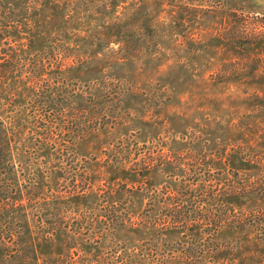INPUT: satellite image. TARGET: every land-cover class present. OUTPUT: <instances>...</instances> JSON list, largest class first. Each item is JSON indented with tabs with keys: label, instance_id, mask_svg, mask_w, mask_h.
<instances>
[{
	"label": "rangeland",
	"instance_id": "obj_1",
	"mask_svg": "<svg viewBox=\"0 0 264 264\" xmlns=\"http://www.w3.org/2000/svg\"><path fill=\"white\" fill-rule=\"evenodd\" d=\"M233 13L243 14L252 27L264 31V0H31L29 4L0 0V30L11 32L3 33L0 40V63L4 55L23 49L30 61L22 64L43 59L41 64L55 78L60 75L61 84L78 101L74 108H78L83 129L75 159L92 185L81 204L68 200L63 208L62 221L73 230L55 232L53 221L39 220L40 215L51 219L49 210L55 209L49 208L50 202L43 204L40 213L31 209L29 224L16 220L13 232L0 228V238L4 235L0 262L16 264L14 256L22 250H30L29 260L36 257L37 264H106L125 247L127 253L142 255L155 249L151 232L137 225L148 194L182 180L200 183L208 180L205 173L212 175L209 183L213 180L225 187L231 168L219 164L228 154L257 160L264 152L258 145L261 134L256 125L264 118V67L252 75L249 72L255 65L247 64L264 55V49L246 53L228 41L232 20L237 22ZM115 23L127 24L123 30L127 47L101 36L104 26ZM22 28L31 39L28 51V46L16 42ZM30 72L23 79L32 77ZM17 75L11 77L13 82ZM12 94L0 98V120H32V103L18 96L20 91ZM118 152L125 154L118 155L125 162L146 156L152 164L150 172L146 177L134 176L130 164L118 169L113 161ZM167 160L183 165L166 170L160 164ZM213 161L218 169L210 170ZM263 164L236 162L232 169L253 181L260 177ZM113 183L132 189V224L116 232V240L111 232L75 230L80 216L96 208L101 190ZM28 192L33 194L32 189ZM40 193L51 202L57 195L45 188ZM229 202L247 208L261 204L249 198ZM103 235L107 240L101 241ZM177 236H186L188 242L191 238L190 233ZM238 236L226 233L221 239ZM176 244L166 249L182 248ZM186 262L218 263L209 258Z\"/></svg>",
	"mask_w": 264,
	"mask_h": 264
},
{
	"label": "trees",
	"instance_id": "obj_2",
	"mask_svg": "<svg viewBox=\"0 0 264 264\" xmlns=\"http://www.w3.org/2000/svg\"><path fill=\"white\" fill-rule=\"evenodd\" d=\"M23 1L29 4L31 0ZM232 16L237 22L233 24L231 18L232 26L228 33L230 35L228 41L246 53L257 47L264 49V31L252 27L243 14L239 16L238 13H233ZM126 27V23L104 26L101 36L106 41H114L127 47L123 32ZM3 33L11 34L9 30L3 32L0 30V40L3 39ZM17 33L16 42H22L23 48L28 46V51L31 39L25 35V28ZM15 51V55H4L5 58L0 63V98L5 99L13 92L20 91L18 96L21 95V98L32 103L30 110L32 120L23 121L18 118L12 121L0 120V228H3L2 232H13L14 221L29 224L31 209L37 208L40 213L44 208L43 204L50 202L49 208L55 209L54 212L49 210L51 219L40 215L39 220L53 221L55 232L66 231L69 228L73 230L69 222L62 221L65 218L63 214L66 213L63 208L68 206V200L76 205L81 204L92 189L89 175L75 159L76 146L83 129L81 116L77 114L78 108H74V103L77 106L78 101L74 94L62 85L64 82L61 81L60 75L57 73L58 77L55 78L54 72L41 64L40 61L43 59L24 65L22 63L30 61L24 56L25 50ZM252 63L247 65L250 67L255 65L249 72L253 75L261 65L264 67V55L254 58ZM29 71H31L29 74H33L32 77L23 79L26 77L24 73ZM16 73L19 74L16 77L18 79L13 82L11 77ZM44 75H49V78L42 80L41 77ZM93 97L96 100L98 98L97 95ZM37 114L44 118H37ZM256 125L261 134L258 145L264 150V118ZM261 153L255 161L250 155L228 154L225 162L219 164L231 168L229 172L231 178H228L225 187L214 184L213 180L209 183L212 175L205 173L208 180L200 183L196 181L189 184L182 180L173 187L167 186L148 194L149 201L142 210L137 225L143 232H151V243L155 249L138 255L127 253L125 247L122 254L112 255L113 259L106 264H187L186 261L192 258H209L217 261L216 264H264V169L260 177L253 181L239 177L232 169L236 162H240L242 166L250 162L263 164L264 152ZM119 154L125 155L118 152L114 157L113 161L118 169L130 164L128 168L135 174L134 176L146 177L150 172L152 164L147 162L146 156L142 155L143 158L138 156L125 162L120 156L118 158ZM218 159L221 161L223 157L219 156ZM168 164L170 162L167 160L161 162L160 166L169 170L171 167H177L176 165H183ZM216 165V161H213L208 168L218 169ZM192 167L195 168V165ZM26 172H29V175H26ZM219 172L218 175L223 174L222 171ZM197 173L194 175L198 176ZM109 186L101 190L102 194L97 196L99 198L96 208L80 216L81 222L74 226L75 230L111 232L110 236L116 240V232L132 224L129 200L132 189L121 183ZM44 188L57 193L52 202L41 196L40 191ZM30 189L33 194L28 192ZM234 198H249L261 204L247 208L229 202ZM183 233H190L189 242L186 236L178 238L177 235ZM226 233L232 235L239 233V236L224 241L221 236ZM103 236L105 237L101 241L107 240L106 235ZM175 242L182 248L168 251L166 248ZM3 243L4 235L0 238V246ZM21 252L19 256H14L16 257L14 263L37 264L36 257L29 260L30 250ZM0 253L1 261L3 258L1 250ZM179 260L184 263H178Z\"/></svg>",
	"mask_w": 264,
	"mask_h": 264
}]
</instances>
